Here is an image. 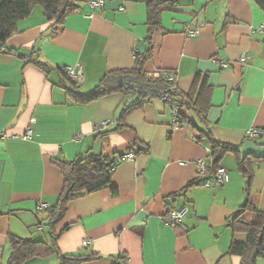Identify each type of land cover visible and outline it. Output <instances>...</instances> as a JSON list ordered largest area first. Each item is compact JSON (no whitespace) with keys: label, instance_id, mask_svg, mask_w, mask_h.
I'll use <instances>...</instances> for the list:
<instances>
[{"label":"crops","instance_id":"crops-1","mask_svg":"<svg viewBox=\"0 0 264 264\" xmlns=\"http://www.w3.org/2000/svg\"><path fill=\"white\" fill-rule=\"evenodd\" d=\"M88 1L80 0L78 11L57 27L37 8L6 44L23 58L0 52V264L10 255L9 233L48 238V215L38 206H55L63 188L53 160L117 162L121 156L112 178L116 194L104 189L69 204L56 226L57 233L66 229L58 240L62 253L100 255L86 264H112L119 256L127 257V264H241V257L227 253L248 235L233 233L228 222L247 200V180L237 167L247 154L260 160L251 189L256 210L242 218L253 222L257 212H264V139H247L250 129L264 130V32L256 30L264 25V11L252 0H177L181 11L164 12L163 30L153 36L145 70L170 71L177 93L208 109L215 140L238 149L220 165L228 170V182L206 187L195 168V161L206 156L196 126L205 127L193 110H183L189 123L181 118L180 127L171 130L172 109L154 99L115 131L133 96L118 92L80 105L67 92L58 68L81 66L84 79L76 91L90 95L104 75L133 68L137 53L149 47L143 3L110 0L93 12ZM201 24L198 35L186 33ZM35 58L51 72L33 66L29 61ZM105 121L111 125L98 133ZM29 127L33 136L24 139ZM135 141L148 145V151H129ZM185 207L180 223H166L170 209Z\"/></svg>","mask_w":264,"mask_h":264},{"label":"trees","instance_id":"trees-1","mask_svg":"<svg viewBox=\"0 0 264 264\" xmlns=\"http://www.w3.org/2000/svg\"><path fill=\"white\" fill-rule=\"evenodd\" d=\"M80 0H0V52H15L23 58L21 52L7 48V41L19 32V23L32 16L37 8H41L43 16L51 27H57L65 22V19L78 11ZM143 3L147 9V37L148 49L143 53H137L135 66L131 69L112 71L104 75L100 80L93 94L82 95L76 91V82L70 79L66 70L58 68L66 89L71 94L76 104H87L94 102L101 97L122 93L125 97L133 96L135 102H125L121 114L117 120L115 131H120L127 127L126 119L129 114L142 107L146 102L154 99H162L163 95L171 92V96L179 106L181 118L185 119L183 110H193L199 117L205 128H196L200 133L199 142L210 149L211 173L221 165L228 152L237 153L238 149L225 143L215 140L211 133L210 124L207 120L208 109L202 108L198 103L192 102L189 95L172 91L175 86L170 71L156 74H149L145 70V65L153 56V36L162 31V16L164 12H179L183 5L177 0H133ZM264 11V0H252ZM227 19L225 26L229 23ZM34 55V54H33ZM32 55V56H33ZM33 66L49 74L52 68L38 58L29 61ZM264 132V130H262ZM247 139H249L247 137ZM264 139V134L258 136L253 141ZM133 148L136 152L148 151V145H143L135 141ZM124 159L123 156L118 161ZM260 158L247 154L237 161L239 171L247 180L246 193L247 200L243 206L235 213L228 222V226L233 233L244 232L248 235L245 243L231 244L228 255L241 257V264H257L259 259H264V212H257L253 222L245 221L242 216L245 212L256 210L251 201V189L255 178L254 166ZM118 161H111L109 158L94 157L89 160L60 161L53 160L59 168L63 177V188L59 195L57 204L49 206L46 211L48 215V238L46 240L21 238L9 233L8 243L10 255L6 264H35V261L44 260L50 257H57L59 264H86L100 258L98 254L85 255L82 253H62L58 246V240L63 235L64 230L56 232V226L61 224L66 217L71 201L104 189H110L113 194L117 189L112 184L114 169ZM44 203H41L43 205ZM38 264V263H37ZM112 264H127V257L119 256Z\"/></svg>","mask_w":264,"mask_h":264},{"label":"built area","instance_id":"built-area-1","mask_svg":"<svg viewBox=\"0 0 264 264\" xmlns=\"http://www.w3.org/2000/svg\"><path fill=\"white\" fill-rule=\"evenodd\" d=\"M110 0H89L88 4L93 12L101 11L106 7V4ZM90 17H93V14L90 15ZM205 24H201L197 26L196 28H187L186 33L190 36H196L199 34L200 29L204 27ZM259 32H264V25L256 28ZM228 64L226 62L222 63V67H227ZM67 76L72 79L74 82H76L77 85H81L83 83V70L82 67L77 66H69L65 68ZM172 91H175V88L172 89ZM166 103L169 104L170 108L173 112V121L171 125V130H176L181 125V116H180V109L177 103L175 102L174 98L171 96V92H168L163 95L162 98ZM109 125H111L110 121H105L101 125L97 127V132L100 133L104 129H106ZM264 132L260 129H250L247 132V137L249 139H255L260 135H263ZM33 136V130L29 127L23 136L24 139H30ZM81 136L77 138V140H80ZM206 150V156L198 159L195 161V168L197 171V175L204 177V185L206 187H222L228 182V170L226 167L219 166L214 173H211V160H210V149L208 147H205ZM132 155H127V157H131ZM181 165H184L186 163L182 162ZM49 208L48 205L43 204L38 206V210H47ZM187 212V208H183L181 210H175L170 209L167 218L166 223L172 227H175L178 223L182 221L185 214ZM88 244V241L85 240V245Z\"/></svg>","mask_w":264,"mask_h":264},{"label":"rangeland","instance_id":"rangeland-1","mask_svg":"<svg viewBox=\"0 0 264 264\" xmlns=\"http://www.w3.org/2000/svg\"><path fill=\"white\" fill-rule=\"evenodd\" d=\"M182 163V162H181ZM179 210V209H178ZM187 213V212H186ZM168 214V213H167ZM51 258V257H50ZM49 259V258H47ZM34 263L37 264V261L34 260ZM40 264H58V261L56 259H50L49 261H46V259H44L43 262H40Z\"/></svg>","mask_w":264,"mask_h":264}]
</instances>
